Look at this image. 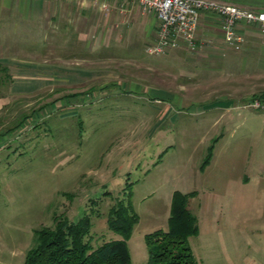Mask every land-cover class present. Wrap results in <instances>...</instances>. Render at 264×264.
<instances>
[{
  "label": "rangeland",
  "instance_id": "1",
  "mask_svg": "<svg viewBox=\"0 0 264 264\" xmlns=\"http://www.w3.org/2000/svg\"><path fill=\"white\" fill-rule=\"evenodd\" d=\"M119 6L109 10L107 44L93 20L92 41L76 51L47 50L45 35L44 57L0 64V264H23L54 214L87 213L93 248L123 238L106 222L123 190L137 216L129 264H146V235L168 229L174 191L188 194L197 231L185 243L196 264H264V115H202L199 97L177 89L181 60L149 52L153 17ZM169 74L179 102L154 91Z\"/></svg>",
  "mask_w": 264,
  "mask_h": 264
},
{
  "label": "crops",
  "instance_id": "2",
  "mask_svg": "<svg viewBox=\"0 0 264 264\" xmlns=\"http://www.w3.org/2000/svg\"><path fill=\"white\" fill-rule=\"evenodd\" d=\"M122 3L125 2L122 0H0V62L8 64L14 57L29 56V53H32V57H44L42 53H45L46 49L37 45V42L45 35L50 43L47 50L60 51L61 47H64L76 51L77 43L92 41L95 33L92 29L95 24H92L93 20L100 26L103 25L100 41L107 44L109 10L120 7ZM127 4L130 7L136 5L133 2ZM153 19L155 22L154 17ZM153 31L155 33L154 29ZM239 31L243 35L242 47L234 50L225 43L219 30L217 16L202 12L194 32L196 48L190 50L181 42L164 50V52L167 49L171 50L176 59L182 62L180 71L185 80L177 86L181 97L185 93L189 100H193L195 95L198 96L199 112L202 115L214 116L215 122H220V118H223L226 112H240L249 108L245 104L253 97L264 98V33L253 24L240 25ZM30 65L40 66L46 73L45 64L30 63ZM54 67H48L50 72L47 73L54 74L52 71ZM167 70L163 72L166 73ZM168 76L169 79L165 84H155L154 91L160 93L164 97L162 99L170 100L173 97L179 102L182 99L174 91L175 84L170 79L172 74ZM52 79L55 81L54 78ZM107 86L108 84L100 88ZM134 87L139 88L140 85ZM6 98L10 99L8 96ZM3 100L5 103V97L1 99Z\"/></svg>",
  "mask_w": 264,
  "mask_h": 264
},
{
  "label": "trees",
  "instance_id": "3",
  "mask_svg": "<svg viewBox=\"0 0 264 264\" xmlns=\"http://www.w3.org/2000/svg\"><path fill=\"white\" fill-rule=\"evenodd\" d=\"M234 3L260 4L254 0H227ZM264 8V3L261 4ZM254 6V5H253ZM1 64V62H0ZM6 67L0 65V71ZM7 76V74H6ZM123 197L107 212L108 229L123 238L101 243L96 248L89 237L91 219L84 213L73 221L62 214H54L52 226L36 230L33 246L27 251L23 264H129L130 256L125 239L137 221L132 211L131 190H123ZM188 194L174 191L171 197L168 229L146 235V264H196L186 238L197 231L195 218L186 209Z\"/></svg>",
  "mask_w": 264,
  "mask_h": 264
},
{
  "label": "built area",
  "instance_id": "4",
  "mask_svg": "<svg viewBox=\"0 0 264 264\" xmlns=\"http://www.w3.org/2000/svg\"><path fill=\"white\" fill-rule=\"evenodd\" d=\"M133 2L147 15L155 18V40L149 48L153 54H161L167 47L181 42L190 50L196 48L194 32L202 12L211 13L219 20V30L227 45L234 50L242 47L240 25H255L264 33V9L225 0H122ZM246 107L264 114V98L253 97Z\"/></svg>",
  "mask_w": 264,
  "mask_h": 264
}]
</instances>
